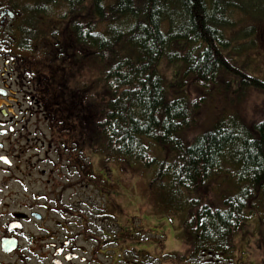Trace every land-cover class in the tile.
Segmentation results:
<instances>
[{
    "label": "trees",
    "instance_id": "obj_1",
    "mask_svg": "<svg viewBox=\"0 0 264 264\" xmlns=\"http://www.w3.org/2000/svg\"><path fill=\"white\" fill-rule=\"evenodd\" d=\"M211 1L49 0L46 12L37 14L45 11L38 6L34 17L65 19L66 66L76 65L78 54L81 70L101 73L92 79L96 96L91 79L81 82L82 133L95 131L82 141L114 159L133 157L156 167L151 190L159 188L162 203L184 215L191 240L208 241L210 251L218 252L252 215L264 214V119L249 126L223 113L198 135L189 132L203 104L228 85V76L240 88L263 93L264 79L249 75L230 53L225 29L234 23L227 12H242L241 7ZM163 61L183 63L189 92L171 94L160 70ZM155 145L173 157L153 158ZM219 181L217 189L211 185Z\"/></svg>",
    "mask_w": 264,
    "mask_h": 264
},
{
    "label": "flooded vegetation",
    "instance_id": "obj_2",
    "mask_svg": "<svg viewBox=\"0 0 264 264\" xmlns=\"http://www.w3.org/2000/svg\"><path fill=\"white\" fill-rule=\"evenodd\" d=\"M32 14L0 0V264H245L234 243L244 229L218 252L192 240L183 256H161L156 230L131 228L128 209L111 201L106 172L92 164L110 152L82 141L95 131L82 133L79 55L66 66L61 34L51 48H36ZM95 86L91 79L96 96ZM150 190L161 206L160 189Z\"/></svg>",
    "mask_w": 264,
    "mask_h": 264
},
{
    "label": "rangeland",
    "instance_id": "obj_3",
    "mask_svg": "<svg viewBox=\"0 0 264 264\" xmlns=\"http://www.w3.org/2000/svg\"><path fill=\"white\" fill-rule=\"evenodd\" d=\"M45 1L49 0L40 2L39 0H18V7L26 9L29 7V10H34L39 5V8L42 6L45 11L41 13L36 11V13L42 14L46 12L44 9L46 7L41 5ZM208 1L209 4L212 2L211 0ZM221 1L225 6L233 3L242 9L241 12L237 8H229L227 12L234 25L225 29V35L231 40L230 53L235 63L243 67L249 75L264 79V0ZM60 4L63 8V14L66 13L65 4ZM65 21V19L60 20L58 15L31 17L29 22L34 24L35 33L29 30V36L36 40L41 35V43L38 45L35 43V47L51 48L53 43L58 40L56 38L58 35L55 33L59 30L64 33ZM93 67L96 68L94 65ZM160 70L172 95H181L183 89H187L189 92L191 82L184 81L182 62L169 64L167 61H163L160 64ZM81 71L82 80L99 79L101 75L98 68ZM227 80L229 81L228 85L216 89V92L210 96L197 113L199 116L197 127L189 132L192 136L205 131L217 118L219 119L224 114L232 113L239 123L249 126L264 119V93L255 88H240L234 77L228 76ZM151 147L150 155L157 160L161 161L173 157L163 147L157 145ZM106 155L102 159L92 158V164L94 163V168L98 173L100 172L99 167L106 172L107 175H103V177H106V180L111 183L106 186L109 194H111V201L113 204L116 203L119 209L122 207L128 209L126 214L129 216L131 228L156 230L157 232L153 234L159 236V239L158 237L155 239L159 240L160 246H164L163 249H160L161 256H165L169 251L174 252V249L178 251L180 256H183L186 251L184 241H192L182 225L183 217L179 216L177 212L176 215L166 213L164 206L153 205L150 199L149 184L154 177L156 167L149 169L143 160L125 156L123 157V165L119 162L122 161L121 156L115 157L119 160L117 162L113 157ZM97 161H100L101 164L97 165ZM220 182H215V184L212 182L211 185L217 189L221 185ZM150 192L153 191L150 190ZM157 206L158 208L155 209ZM158 225L159 229H154V226ZM148 233L149 231H145V234ZM240 234L241 236L234 242L238 243L240 247L236 250L235 256L246 257L245 264H264V214L261 215V219L257 214L252 215L251 221L246 224L243 233ZM166 242L172 243V246L168 244L170 247L166 248ZM239 242H242V246Z\"/></svg>",
    "mask_w": 264,
    "mask_h": 264
}]
</instances>
